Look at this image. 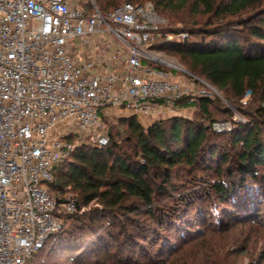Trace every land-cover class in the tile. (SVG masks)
Wrapping results in <instances>:
<instances>
[{"label":"trees","instance_id":"trees-1","mask_svg":"<svg viewBox=\"0 0 264 264\" xmlns=\"http://www.w3.org/2000/svg\"><path fill=\"white\" fill-rule=\"evenodd\" d=\"M125 1H151L160 15L181 21L185 27L161 24L149 48L177 55L242 118L215 95L184 96L178 104H192V117L143 126L128 115L110 125L105 144H76L48 183L58 203L69 193L76 208L58 213L60 229L24 264H58L31 262L50 246L66 264H173L185 253L192 264H233L230 255L255 246L252 234H262L264 244V11L251 12L262 0L94 3L106 14ZM220 110L226 117L214 115ZM219 121L229 129L216 130ZM180 174L181 192L173 194ZM168 251L175 254L163 256Z\"/></svg>","mask_w":264,"mask_h":264},{"label":"built area","instance_id":"built-area-1","mask_svg":"<svg viewBox=\"0 0 264 264\" xmlns=\"http://www.w3.org/2000/svg\"><path fill=\"white\" fill-rule=\"evenodd\" d=\"M164 22L151 1L102 14L94 0H0V264H24L60 229L58 213L75 210V197L58 203L48 183L80 140L77 131L105 144V109L151 116L210 93L196 89V77L173 78L149 51ZM105 34L123 50L102 45ZM76 38L93 52L78 56Z\"/></svg>","mask_w":264,"mask_h":264},{"label":"rangeland","instance_id":"rangeland-1","mask_svg":"<svg viewBox=\"0 0 264 264\" xmlns=\"http://www.w3.org/2000/svg\"><path fill=\"white\" fill-rule=\"evenodd\" d=\"M79 2L81 4H83L85 2V0H79ZM189 7V8H188ZM187 7V10H184L185 13H188V11H190V6ZM259 9H263L264 11V0H262L261 5L258 6V9H254L251 10L252 11H257ZM250 12V13H251ZM185 13L183 15H185ZM161 16H163L165 18V22L164 23H171L172 25H174L175 27H185L184 24L181 21L177 20H172L169 15L162 13ZM262 17H264V14L261 15ZM194 17V16H193ZM202 19H205L204 17ZM195 20V18H194ZM193 20V21H194ZM189 26H194L195 24H193V22H189V24H187ZM246 32V30H244ZM98 37L93 35V37H91V40L93 39H97ZM161 38H165V35H162ZM166 39V38H165ZM102 40V39H101ZM105 42H109L112 44L111 50H114L116 48L119 47V43L113 39L112 37H110L109 35L105 34L104 39L102 41V45L105 44ZM73 44L75 45L72 48V51L77 52L78 56H84L86 55V51L87 52H93V48H89L90 44H83L81 45L80 41L76 38L73 41ZM156 48V47H155ZM155 48H149V51L153 54H155L158 58H160L163 62H161L160 64H162V66H164L166 69H169L172 71L173 73V78L182 81L183 83H188L191 82L192 78L197 77L198 79L195 80V86L196 89L197 88H206L208 89L207 91L210 93H207L206 95H215V97H217L220 101H221V105L220 107H224V106H229V108L231 109V112H233L232 117L235 118L236 120L241 119L242 117V112L240 113V110L237 108V106L231 105L230 103H228L225 99V97L223 96V94L213 85H211L210 83H208L207 81L204 80L203 77L201 76H196V74H192L189 69L187 68V66L179 59V57L175 54H171L168 53L166 51H162V50H158ZM86 51H83L85 50ZM120 51H122L123 49L121 47H119ZM100 55H103V53H101ZM252 96H250L249 91L246 93V97L244 98V100H249L251 99ZM191 99V97L189 98V100ZM195 112V107H193L192 104H187L181 102L179 103V105L174 108L173 110H162L159 111L157 113H154L151 116H136L137 119L139 120V122L143 125V126H147L148 124H150L153 120L155 119H159V118H168L171 116H184V117H192L194 115ZM240 113V114H239ZM130 114H128L127 112L121 110V109H117V108H108L105 109L103 111V113L101 114L100 117V127L99 130L100 132H107L109 131L110 125H114L117 122V119L121 118V117H126ZM214 115L218 118H223L226 117V115L220 110L218 112H215ZM227 122V121H225ZM218 123H222V121H219ZM228 123V122H227ZM228 126H230V124L228 123ZM214 127V126H213ZM75 131H77V129H75ZM79 132L78 135H80V140L77 142L81 143V142H85V143H92L90 142V138H89V133L87 131H77ZM182 174H180L178 176L177 179L173 180V185H174V190H173V194L178 193L182 187H179L181 180L183 179ZM181 192V191H180ZM70 194L68 193L67 196H69ZM66 196V197H67ZM168 201V196H163L161 203H165ZM261 213H264V207L262 206L261 208ZM264 215V214H263ZM253 239H251V241H254L255 238L257 237V242L255 243V246L253 247L250 246L249 249H243L240 250L238 252H236L233 255H230L229 257L234 261L233 264H264V244H263V237L262 234H252ZM250 243V242H249ZM53 247H47L44 250L41 251V253H39L38 255H36L32 260V261H37L39 258L41 257H45L46 261H55L58 262V264H66V259L65 257H60L57 252H55V249ZM235 250L237 248H233L231 247L229 250V252H232L231 250ZM174 252H167L164 255H171ZM175 254V253H174ZM191 253H185L183 255V259H178L176 260L173 264H182V262H190V260L186 261V258L188 256H190ZM229 258V260H231ZM185 260V261H184ZM228 262V261H226ZM232 261H229L228 264H232ZM188 264H192V262L188 263ZM194 264H204V261L199 262V263H194Z\"/></svg>","mask_w":264,"mask_h":264},{"label":"crops","instance_id":"crops-1","mask_svg":"<svg viewBox=\"0 0 264 264\" xmlns=\"http://www.w3.org/2000/svg\"><path fill=\"white\" fill-rule=\"evenodd\" d=\"M108 55V53L107 52H103V56L102 57H106Z\"/></svg>","mask_w":264,"mask_h":264}]
</instances>
